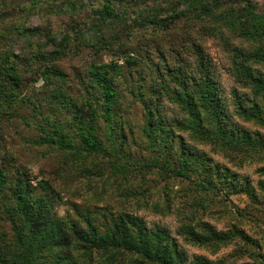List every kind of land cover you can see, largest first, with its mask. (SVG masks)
Instances as JSON below:
<instances>
[{"label":"trees","instance_id":"trees-1","mask_svg":"<svg viewBox=\"0 0 264 264\" xmlns=\"http://www.w3.org/2000/svg\"><path fill=\"white\" fill-rule=\"evenodd\" d=\"M38 1L14 5L0 0V113L5 104H33L39 131L33 144L61 151L81 169L106 155L113 174L133 171L136 162L127 148L126 123L121 118L123 91L117 80L123 77L121 65L92 63L74 87L58 61L83 45L97 52L105 49L120 31L168 27L182 18L209 21L212 32L223 34L227 29L252 43L251 49H245L226 41L233 53L236 81L261 100L239 93L236 87L232 98L236 115L264 124V73L253 65L264 62V0H89L88 6L86 0H63L41 8L49 13L48 24L28 26L24 19L42 7ZM87 7L91 16L80 23L76 16ZM13 12L18 17L4 25L5 15ZM64 14L73 23L58 41L49 19ZM199 46L195 44L194 70L188 71L185 60L172 66L162 54L150 74L156 73L154 80L140 74L130 82L131 93L143 106L141 133L161 157L139 167L184 177L194 188L214 195L243 192L260 204L249 178L239 179L227 167L213 163L206 152L176 133L177 129L188 132L198 142L232 153L264 147V136L233 119L213 64ZM125 59L131 65L139 62L131 55ZM28 73L43 80L42 97L23 93ZM164 100L177 104L183 116L166 117ZM261 186L264 191V182ZM62 198L50 180L32 179L25 168L10 174L0 166V264H218L204 255L190 258L167 227L150 226L134 212L72 201L71 210L61 214ZM154 206L162 210L160 202ZM177 232L188 242L213 249L243 240L253 264H264V253L253 249L256 243L237 225L220 230L209 223L183 222Z\"/></svg>","mask_w":264,"mask_h":264},{"label":"rangeland","instance_id":"rangeland-1","mask_svg":"<svg viewBox=\"0 0 264 264\" xmlns=\"http://www.w3.org/2000/svg\"><path fill=\"white\" fill-rule=\"evenodd\" d=\"M16 5L25 0H7ZM32 0H28L30 4ZM63 0H39V9L28 15V26L48 24L46 9L49 3ZM89 0L84 3L89 4ZM55 3V4H57ZM46 10V12H45ZM15 13L5 15L3 24H8L11 19L18 16ZM89 7L82 10L76 19L88 21ZM51 29L59 41L62 31L73 23L69 15H51ZM72 33V32H71ZM112 35V33L110 34ZM34 46H37L36 41ZM113 43L105 49L96 51L90 46L83 45L79 49L69 52L58 66L68 75L72 85L77 87L78 77L84 76L92 63L113 61L121 65L123 77L117 80L121 83L123 91L122 116L126 123L127 145L131 156L136 162L131 172L113 174L110 162L106 155L99 156L89 167L81 169L77 162L67 158L61 151L47 145L33 144L31 140L39 131L34 120L38 115L32 110L33 104L22 103L18 107L4 105L0 113V166H4L10 174H15L17 169H27L31 178L50 180L58 189L62 200L58 209L61 214L71 210L72 201L83 205L109 206L114 211L127 210L142 217L145 222L153 226L160 224L167 227L172 235L177 237L180 247L191 258L194 255H204L218 264H253L250 254L244 252L243 240L236 239L230 244L213 249L205 245L188 242L177 230L183 222L194 223L202 226L209 223L220 230H227L237 225L256 243L253 249L264 253V147L258 149L249 147L239 149L237 153L220 150L211 144L201 143L192 139L188 132L176 130L186 142L206 152L213 163L227 167L236 173L239 179L249 178L261 203H254L246 193L231 192L229 196L214 195L211 192L194 188L192 182L184 177H175L170 173H161L156 167L148 171L140 169L141 163L160 160L159 153L154 151L141 133L143 122V106L130 91V82L137 75H149L154 80L156 73L150 75L155 64L160 62V56L165 54L168 62L177 65L180 60L189 64L188 71L195 69L196 53L195 44L211 60L216 77L221 84V92L229 103L233 119L251 132H258L264 136V124L243 120L235 113L233 88L239 93L248 95L254 100H261L253 94L251 88L243 87L236 81L232 73L233 53L226 43L251 49L252 43L242 39L231 31L225 29L223 34L211 31L209 21L180 19L176 24L168 27L134 29L132 32L120 31L113 36ZM199 46V47H200ZM128 55L137 57L139 62L135 65L126 61ZM161 62V69H163ZM254 67L264 73V62H256ZM164 75L165 72H162ZM38 74L28 73V86L23 93L28 97L40 95L44 87L43 80L37 79ZM77 91V89H75ZM46 110V106H42ZM164 115L169 119L182 117V109L174 103L164 100L162 103ZM26 118L28 122H26ZM133 128V130L131 129ZM4 157V158H3ZM35 180H33L34 182ZM36 184V182H34ZM155 202H160L162 210L155 208ZM237 207L242 211L239 212ZM184 215L189 218H185ZM245 217V218H244ZM2 220L0 219V222Z\"/></svg>","mask_w":264,"mask_h":264}]
</instances>
